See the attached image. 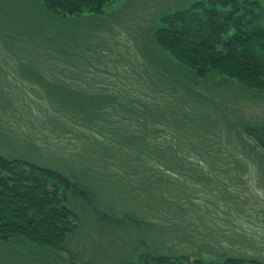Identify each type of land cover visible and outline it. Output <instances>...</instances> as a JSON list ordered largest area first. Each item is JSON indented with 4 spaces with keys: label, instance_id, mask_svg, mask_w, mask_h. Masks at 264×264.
<instances>
[{
    "label": "rangeland",
    "instance_id": "1",
    "mask_svg": "<svg viewBox=\"0 0 264 264\" xmlns=\"http://www.w3.org/2000/svg\"><path fill=\"white\" fill-rule=\"evenodd\" d=\"M193 1L113 0L101 15L68 22L75 25L70 45L50 13L38 15L41 26H28L20 23L27 5L10 1L21 20L12 27L0 21V155L57 170L82 183L89 196L88 202L66 196L81 213L68 255L0 240V264H144L140 255L153 251L190 261L243 255L264 262V164L238 159L242 183L229 178L225 191L213 196L160 172L152 160L170 158L166 151L192 154L203 142L198 146L209 148L213 163L224 157L231 166L246 149L255 156L238 142L241 128L264 125V91L218 73L192 74L155 41L161 16ZM256 1L252 25L262 27L264 0ZM8 4L0 3L6 14ZM104 62L107 72H92ZM69 64L79 68L63 73L60 66ZM93 83L110 84L102 88L109 95L92 98Z\"/></svg>",
    "mask_w": 264,
    "mask_h": 264
},
{
    "label": "trees",
    "instance_id": "2",
    "mask_svg": "<svg viewBox=\"0 0 264 264\" xmlns=\"http://www.w3.org/2000/svg\"><path fill=\"white\" fill-rule=\"evenodd\" d=\"M10 1L13 0H0L1 4L9 3L7 9L10 11L8 14H11L8 16L0 5V21L12 27L21 18L15 14ZM14 1L24 2L29 10L27 15H23L20 23L28 26L35 23L41 26L38 15L50 13V16L60 23L59 34L62 35L63 43L70 45L68 37L75 30V25L68 22H74L79 16L86 14L101 15L104 13L103 9L113 0ZM184 7L161 16V22L155 32V41L171 52L181 63L194 70V73L201 78L211 73H218L228 76L245 88L264 91V26H254V18L257 16L255 9L258 7V2L256 0H201L191 2ZM97 31L101 33L103 27ZM100 33H94L92 36L97 44L100 43L98 38ZM40 34L45 36L43 31ZM82 36L87 37L88 34ZM70 49L68 48L67 51L69 52ZM78 50L72 51L78 52ZM79 56L83 60H93L83 54ZM103 67L96 68L92 72L96 75L103 70L107 72L106 62ZM70 72L74 71L70 70ZM63 73L66 72L63 71ZM84 76L87 79L91 77ZM96 83H93L91 88L96 93L92 98L102 100V96L109 95V90L102 89L106 83ZM108 98L109 96L104 97L105 100ZM71 106L73 105L66 107L70 109ZM245 129L246 134L257 138L264 147V125L247 124ZM237 139L239 143L243 142V145H247L252 152L254 151L255 156L253 157L257 160L246 149L237 156L235 153L237 159L235 158L233 165L227 166V169L221 167L219 173L223 171L228 178L239 177L240 180L241 177L237 172L242 171L243 167L238 159L243 160L245 157L250 160L252 158L262 166L264 157L240 134H237ZM226 140H229V137H226ZM222 153L224 155L225 152ZM227 154L231 155L228 152ZM223 159L224 157H221L218 163H222ZM213 162L208 151L199 164L196 166L186 164L184 170L195 179L202 180L203 183L207 177L214 175L211 171L205 173L203 170L204 166L218 164ZM167 163L169 164L168 159ZM259 164H257L258 167ZM49 187L53 188L51 192L48 190ZM60 192L64 194L63 199L59 196ZM70 193L74 199L79 196L80 199L83 198L88 202V190L81 183L70 180L59 171L39 167L24 159H9L0 156V240L8 242L7 244L19 243L20 245L25 240L27 244L32 243L31 245L40 249L48 246L53 250H68L66 243L69 235L76 232L80 226V215L75 210L70 208L65 212L60 210L62 202ZM184 198L189 199L190 197L185 196ZM141 259L145 264H186L188 261L186 256H155L150 253L145 254ZM194 263L264 264L259 260L242 256H226L221 261L197 259Z\"/></svg>",
    "mask_w": 264,
    "mask_h": 264
},
{
    "label": "water",
    "instance_id": "3",
    "mask_svg": "<svg viewBox=\"0 0 264 264\" xmlns=\"http://www.w3.org/2000/svg\"><path fill=\"white\" fill-rule=\"evenodd\" d=\"M61 209H62V210L66 209V206H65V204H64V206H62V207H61Z\"/></svg>",
    "mask_w": 264,
    "mask_h": 264
}]
</instances>
